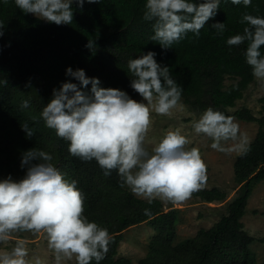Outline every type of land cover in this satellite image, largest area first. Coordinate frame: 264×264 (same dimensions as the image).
Segmentation results:
<instances>
[{"label":"trees","instance_id":"trees-1","mask_svg":"<svg viewBox=\"0 0 264 264\" xmlns=\"http://www.w3.org/2000/svg\"><path fill=\"white\" fill-rule=\"evenodd\" d=\"M145 3L85 0L81 9L74 0L73 23L56 25L23 13L14 0L6 4L0 0V81H8L7 85L0 83V179L9 175L14 180L23 178L26 169L21 168V157L27 150L50 153L52 163L66 179L75 180L84 194V215L109 231V251L99 264H134L131 258L117 256L118 247L125 229L143 222L156 234L138 264H258L251 248L256 238L244 229L242 218L254 186L264 181V116L257 117L247 106L230 110L255 77L245 61L246 44L229 46L226 41L243 32L246 25L240 20L244 13L264 17V0H252L248 7L221 0L217 14L206 23L199 38L188 33L169 49L150 39L154 33L151 22L143 19ZM216 22L226 25L222 35L211 28ZM90 40L94 41L92 49L85 47ZM148 51L157 53L156 61L170 69L183 88L181 100L192 111L202 114L212 107L227 116L259 124L250 151L238 155L234 163V177L240 187L227 213L210 228H202L196 236L177 244L178 209L164 211L159 199L149 203L126 185L121 187L116 171L106 177L95 160L87 162L72 156L69 142L57 137L40 117L54 88L69 80L79 83L66 76L68 67L98 78L103 88L120 89L137 98L139 94L130 86L132 74L127 62ZM24 100L29 101L28 108H21ZM25 123L33 130L31 138L21 128ZM209 178L207 165L206 182ZM193 195L202 201L221 202L228 194L218 187H203ZM145 209H150V216L144 215Z\"/></svg>","mask_w":264,"mask_h":264},{"label":"clouds","instance_id":"clouds-1","mask_svg":"<svg viewBox=\"0 0 264 264\" xmlns=\"http://www.w3.org/2000/svg\"><path fill=\"white\" fill-rule=\"evenodd\" d=\"M6 4L8 0H3ZM25 14L56 25H71L74 12L73 0H14ZM83 8L85 0H75ZM98 3L99 0H87ZM227 2V0H225ZM221 0H146L143 19L151 22L152 41L162 49L172 48L188 33L199 38L206 23L215 17ZM248 7L252 0H231ZM246 26L241 34L227 38V45L246 44L245 61L252 75L264 81V17L244 13L240 20ZM217 35L226 29L225 23L211 25ZM3 32L0 31V36ZM85 47L92 49L94 41ZM157 53L148 51L129 59L132 74L131 88L142 97L138 102L127 92L103 88L100 80L87 77L83 69H66L71 80L53 89L52 98L43 107L40 117L45 126L54 130L57 137L69 142L68 151L82 161H93L103 170L104 176L113 171L131 192L146 198L178 204L190 199L201 190L207 180V165L196 147H186L188 138L180 129H168L151 146L146 138L152 124V113L171 115L181 101L183 88L173 78L167 66L159 64ZM0 83L7 85L8 81ZM91 85L90 91H86ZM146 102V103H145ZM24 100L21 108H28ZM33 121L36 117H32ZM27 137L33 130L25 123L21 126ZM192 128L212 140L211 148L219 152L237 153L250 151V141L234 117L208 107ZM53 156L36 148L27 150L21 157L23 178L14 180L11 175L0 179V264H48L38 254L30 256L26 241L16 239L7 247L14 234H44L47 248L54 264L74 261V264H96L109 251L111 237L107 228L90 222L84 215L85 196L75 180L52 163ZM150 216V209L144 210Z\"/></svg>","mask_w":264,"mask_h":264},{"label":"rangeland","instance_id":"rangeland-1","mask_svg":"<svg viewBox=\"0 0 264 264\" xmlns=\"http://www.w3.org/2000/svg\"><path fill=\"white\" fill-rule=\"evenodd\" d=\"M230 82L231 80H227V83ZM134 100L144 102L139 95ZM243 106L249 107L257 117L264 116V81L255 78L254 82L244 92L243 98L238 100L236 106L230 110L234 111ZM200 115L192 111L181 100L178 106L172 110L171 115L162 116L152 113V124L146 138V142L151 141V144H147L151 150V146L158 142L168 129H180L189 140L186 147L198 148L202 159L209 166L210 178L203 187H218L228 194L227 198L221 202L202 201L194 195L178 204L159 199L163 204L164 211L178 209L179 221L176 226L177 236L174 244L196 236L200 229H208L219 221L227 213V206L237 196L240 187L234 177V163L239 154L235 152L225 154L214 150L211 148L212 140L210 138L203 134H196L192 128V123ZM234 122L238 123L241 131L247 134L250 143L254 141L259 129L257 122H246L237 118H234ZM242 221L244 229L256 238V241L251 244V248L256 253L257 263L262 264L264 261V181L254 186ZM155 234V229L147 222L128 227L124 231V239L120 242L117 256L131 258L134 264H138L139 259L147 255L149 242ZM16 239L26 241L30 256L38 254L45 257L48 264H54V258L47 248L44 234H14L7 247H11ZM63 264H74V261H65Z\"/></svg>","mask_w":264,"mask_h":264}]
</instances>
